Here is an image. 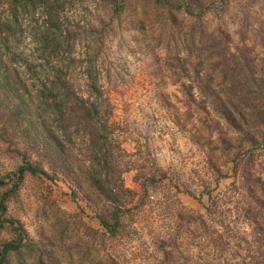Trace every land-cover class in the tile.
I'll return each instance as SVG.
<instances>
[{"label":"rangeland","instance_id":"1","mask_svg":"<svg viewBox=\"0 0 264 264\" xmlns=\"http://www.w3.org/2000/svg\"><path fill=\"white\" fill-rule=\"evenodd\" d=\"M214 1L192 46L184 39L189 21L180 14L170 30L165 15L149 6L118 16L97 0L56 7L62 27L79 28L67 47L69 80L84 88L86 76L94 77L106 91L114 137L131 167L123 183L134 195L115 235L100 236L93 231H103L96 219L100 201H86L68 177L25 172L4 202V215L54 264H264V150L238 149L232 127L208 102L210 93L224 91L211 62L228 49L246 55V72L255 74L253 87L264 96V0ZM5 3L0 0V18ZM39 14L36 5L19 13L21 33L13 35L10 58L58 65L63 51L36 55L34 39L44 30ZM86 25L91 31L85 34ZM191 63L208 78L192 79ZM16 129L0 121V178L6 182L0 195L29 156ZM81 140L73 139V161L84 158ZM246 156L253 165L244 163ZM5 225L0 244L12 236ZM44 256L36 264H46ZM31 258L8 260L32 264Z\"/></svg>","mask_w":264,"mask_h":264},{"label":"trees","instance_id":"2","mask_svg":"<svg viewBox=\"0 0 264 264\" xmlns=\"http://www.w3.org/2000/svg\"><path fill=\"white\" fill-rule=\"evenodd\" d=\"M97 1L115 16L136 6L144 13L149 6L151 11L159 10L165 15L170 30L174 23L173 17L180 14L184 20L189 21L187 32L184 34L188 46L197 42L196 37L201 38L204 33L200 24L201 18L217 7L214 0ZM7 2L4 4L7 7L6 15L0 18V121L2 124L11 122L17 127L16 130L28 149L29 156L23 152L26 160L16 168L13 185L0 195V227H3L5 222L6 229L12 235L10 240L0 244V264H9L10 257L22 260L26 253L32 257V264H36L42 262L44 255L35 244L24 237L22 226L4 215V202L14 192L13 188L25 172L51 178L68 177L86 201H100L96 206V219L103 231L93 230L100 236L115 235L121 219L120 212L128 210L126 205L131 202L134 191L123 183L122 174L131 167L124 158L127 152L121 146V140L114 137L112 105L106 91L94 77L86 76L84 88L74 86L69 80L70 54L67 47L73 44L76 30L79 28L67 25L62 27L61 8L56 7H62L67 3L66 0ZM35 5L40 9L39 22H42L40 27L44 29L40 38L34 39L35 44L39 46L36 55L41 57L48 50L47 55L50 57L48 53L51 51H63L67 56L63 57L58 65L22 62L15 57L10 58L13 35L17 37L20 35L18 33H21L19 13H23L26 6H32L34 9ZM63 20L65 21L64 18ZM135 27L140 30L142 28L140 24ZM81 30L85 34L88 30L91 31L88 25ZM165 39L169 43V40ZM225 52L216 57V62H211L217 67L216 72L224 91L220 97L210 93L208 102L212 109L217 110V115L232 127L236 135L233 140L238 149L258 147L264 150V96L259 94V89L254 88L257 78L252 71L246 72L249 60L245 54L241 51L240 54L233 53L229 49ZM187 66L192 68V79L207 77L206 74L198 72L195 64ZM184 69L187 70L183 67ZM188 87L190 88V85ZM76 135L82 137L80 153L84 158L80 162L71 158L73 139ZM253 159L246 156L244 163L253 165ZM238 163L242 167L243 160ZM135 179H138L137 174ZM254 180V184L261 181L258 177ZM5 184L0 178V186ZM140 186L144 191L146 184L140 182ZM74 191L71 193L74 194ZM44 260L46 264H54V260L52 262L45 256Z\"/></svg>","mask_w":264,"mask_h":264}]
</instances>
